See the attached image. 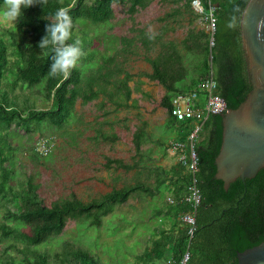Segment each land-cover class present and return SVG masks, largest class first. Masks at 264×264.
Wrapping results in <instances>:
<instances>
[{
    "label": "trees",
    "instance_id": "1",
    "mask_svg": "<svg viewBox=\"0 0 264 264\" xmlns=\"http://www.w3.org/2000/svg\"><path fill=\"white\" fill-rule=\"evenodd\" d=\"M86 1L46 0V4H34L30 8H24L23 15L11 26L6 27L0 23V264H103L89 252L75 247L74 243H63L62 253L55 255H50L41 248L61 236L69 220L83 216L91 225L99 228L102 218L126 203L134 193L151 192V188L138 185L124 191L106 193L100 200L94 199L88 203L72 194L69 198L57 200L47 206L38 193L39 185L31 178L25 181L16 179L14 166L6 165L14 156L10 137L17 133V129L26 134L40 132L42 135L48 128L63 130L73 118L76 121L73 111L79 98H82L83 104L104 98L114 105V112L130 108L132 89L127 84L132 76L119 65L114 66L113 72L105 73L106 69L109 70L108 65L113 57L102 62L98 75L90 77L92 82L89 85L85 83L88 88H92L91 95H87L82 90L84 84L81 81L80 67L82 61L86 60H82L81 56L78 65L66 79L60 75L52 76L49 71L53 52L50 48L41 49L40 41L47 34L46 25L53 19L52 14L60 7L72 5L69 9L72 38L80 39L76 30L80 28L84 17L90 18L95 24L108 23L113 16L114 5L129 3V12L134 15L149 7L154 0H94V5L89 8L85 7ZM159 1L175 6V13H179L181 8L196 12L192 5L194 0ZM249 1L213 0L217 6L218 24L211 52L217 48L219 55L210 62L212 67L208 63L206 76L210 73L214 75L218 83V95L225 101L228 109L238 108L252 89L240 29L242 14ZM2 6L4 0H0V8ZM234 16L237 23L229 26ZM202 36L209 41L208 32L204 31ZM142 43L149 49V43ZM119 52L122 51H114L115 57ZM121 75L123 79L115 87V91L117 88L118 90L115 94L109 93L108 83H111L113 77ZM100 78L105 84L99 83ZM158 80L166 89L161 102L168 113L165 126L177 129L174 139L185 141L191 125L173 118L171 109L176 97L197 89L198 81L183 92L170 88L159 77ZM43 82L51 96L50 108L41 110L34 105H28L26 96H23L22 106H19L12 98L17 89L25 91L40 86ZM199 95L201 99L198 104H204L203 92H199ZM105 104L103 101L101 107ZM108 114L109 111L105 115ZM222 131V118L220 115H213L204 123L196 144L199 157L196 177L202 203L196 212L197 231L193 239L190 264H237L238 252L264 242V169L245 183L238 179L225 191L223 182L214 178L215 160L222 144ZM64 134L65 131L60 135ZM50 139L47 140L51 142ZM35 152L33 157L37 159L44 156ZM175 167L173 177L177 179L172 182L177 188L174 190V197L181 194V197L175 198L180 200L190 175L182 164L178 163ZM178 179L181 183H177ZM178 208L186 212L189 210L188 205H178ZM185 228L172 246L174 263L178 262L186 247L188 238ZM249 232L254 236L247 235ZM154 246V256L150 254L146 264H155V260H159L161 253H164L165 248H162L159 241Z\"/></svg>",
    "mask_w": 264,
    "mask_h": 264
},
{
    "label": "rangeland",
    "instance_id": "2",
    "mask_svg": "<svg viewBox=\"0 0 264 264\" xmlns=\"http://www.w3.org/2000/svg\"><path fill=\"white\" fill-rule=\"evenodd\" d=\"M36 4H46V0ZM90 5H94V0L85 2L86 8ZM204 6L207 9L205 3ZM129 7V3L114 5L108 23L95 24L84 17L76 33L82 41V60H86L80 66L82 90L91 95L92 88L85 83L89 85L90 77L98 75L102 62L113 57L105 73L113 72L114 66L119 65L132 76L127 84L132 89L130 108L114 112L115 107L109 100L99 98L83 104L79 98L73 111L76 121L73 118L63 130L48 128L42 135L40 132L26 134L17 129L10 137L14 156L6 165L14 166L16 179L31 178L38 184V193L47 206L72 194L88 203L100 200L106 193L138 185L151 188L156 197L149 202L150 198L145 196L148 204L137 197L131 198L103 217L99 228L83 216L69 220L61 236L42 246L41 250L50 255L62 253L63 243L69 242L103 264H109L112 257L115 261L112 258L111 264H131L129 258L140 252L145 263L151 249L141 241L146 237L148 247H151L155 227H172V232L164 236L172 241L180 237L185 228L180 221L178 205L168 202V197L174 196L176 181L167 179L173 177L172 168L178 164L168 143L176 137L177 129L165 126L168 113L161 102L166 89L158 77L170 88L186 92L193 83L206 76V67L213 57L217 58L219 50L216 48L211 52V39L208 41L202 36L204 31L207 32V24L197 12L181 8L175 13V6L159 0L134 15L130 14ZM15 22L0 14L3 26ZM143 41L149 43V49ZM115 50L122 52L115 57ZM122 79L123 75L113 77L107 85L108 92L115 94L118 90L115 91V87ZM99 83L105 84L101 78ZM23 96L27 97L28 105L37 109L51 106V96L44 82L25 91L17 89L12 94L19 106H22ZM103 101L106 104L101 107ZM64 131L66 134L61 136ZM43 137L51 138L52 149L47 156L37 159L33 152L40 153L36 148ZM140 194L144 195L143 192ZM158 205L172 215L163 213L158 218ZM153 211L157 217L142 222ZM137 227L141 230L140 235ZM163 252V257L155 260V264H166L173 258L172 247Z\"/></svg>",
    "mask_w": 264,
    "mask_h": 264
},
{
    "label": "water",
    "instance_id": "3",
    "mask_svg": "<svg viewBox=\"0 0 264 264\" xmlns=\"http://www.w3.org/2000/svg\"><path fill=\"white\" fill-rule=\"evenodd\" d=\"M240 29L252 89L238 108L220 115L222 144L214 178L225 191L264 169V0L248 2ZM237 264H264V242L238 252Z\"/></svg>",
    "mask_w": 264,
    "mask_h": 264
},
{
    "label": "built area",
    "instance_id": "4",
    "mask_svg": "<svg viewBox=\"0 0 264 264\" xmlns=\"http://www.w3.org/2000/svg\"><path fill=\"white\" fill-rule=\"evenodd\" d=\"M204 3L207 5L205 9ZM194 10L201 16L207 24V31L213 44L214 34L218 24L217 6L213 0H194ZM199 92L205 96L204 106L198 104L200 101ZM228 111L225 101L218 95V83L212 73L198 81L197 89L188 91L176 97L173 101L171 116L178 121L188 122L191 125L190 132L187 133L185 141L173 139L168 143L171 153L176 155L178 163L182 164L189 172V181L183 197L180 200L168 198L170 204L188 205L189 210L182 212L180 221L186 226L187 243L182 251L178 262L169 260L168 264H190L192 259V245L194 235L197 231L196 212L202 203L201 192L198 188V163L199 157L196 144L202 133V128L206 120L213 115H221ZM41 147V150L39 148ZM39 154L48 155L51 151L50 142L42 139L36 148Z\"/></svg>",
    "mask_w": 264,
    "mask_h": 264
},
{
    "label": "clouds",
    "instance_id": "5",
    "mask_svg": "<svg viewBox=\"0 0 264 264\" xmlns=\"http://www.w3.org/2000/svg\"><path fill=\"white\" fill-rule=\"evenodd\" d=\"M41 0H4V7L0 8V14L17 21L23 15L24 8H30ZM72 5L58 8L53 14V19L46 25V35L40 41L41 49H51L53 52L49 74L60 75L68 78L75 68L81 56L84 54L82 41L73 39L71 33L72 18L69 9ZM237 23L234 16L229 26Z\"/></svg>",
    "mask_w": 264,
    "mask_h": 264
},
{
    "label": "crops",
    "instance_id": "6",
    "mask_svg": "<svg viewBox=\"0 0 264 264\" xmlns=\"http://www.w3.org/2000/svg\"><path fill=\"white\" fill-rule=\"evenodd\" d=\"M153 3V2H152ZM114 7V6H113ZM175 166H178V164L177 165H175ZM174 166V167H175ZM174 167L172 168V174H174V172H173V169H174ZM176 168V167H175ZM173 176V175H172ZM176 179L177 178H174V177H171L170 179H167V181H176ZM178 181H179V183H181V180L180 179H178L177 180V183H178ZM175 188H177L176 186H175ZM135 194V193H134ZM132 195V196H130V198H129V200L131 199V198H133V197H137V199H141L142 201H144L146 204H148L147 202H146V197L145 196H148L149 198H150V200H149V202H152L153 201V199L156 197V193H154L153 191H151V192H149V193H144V195H142V194H140V193H137V194H135V195ZM160 196V195H159ZM179 197H181V194H180V196ZM179 197H174V196H170V197H168V198H172V199H177V198H179ZM128 200V201H129ZM127 201V202H128ZM126 202V203H127ZM125 204V203H124ZM122 206V205H121ZM157 208L158 209H156V210H159L158 211V213H157V216H158V218L163 214V213H165L166 215H172V213L171 212H169V211H167V209H165V208H162V207H160V205H158L157 206ZM180 208H182V207H180ZM180 208H177L178 209V212H179V214L181 215V213H182V211H184V210H181ZM181 210V211H180ZM142 211H144V209H142ZM154 213H155V211H153L150 215H147V217H146V221L145 220H143L142 222H149L152 218H153V216H154V218L155 217H157V216H155L154 215ZM147 220H149V221H147ZM182 223V222H181ZM171 229H172V227H170V229H168V227H155L154 228V232H156V235H155V239L153 240V243L151 244V247H148V241L149 240H146L147 238L146 237H144L143 239L142 238H140V239H142L143 241H141L142 242V244H144V246L145 247H147V248H150L151 249V254L154 256V250H155V243H156V241H159V244L160 245H162V248L164 247L165 249H167V248H170V247H172L173 245H174V241L175 240H173L172 241V238L170 239V240H166L165 239V235H169L172 231H171ZM184 229V228H183ZM136 230H138V227L136 228ZM139 231V230H138ZM140 232H141V230L138 232V235H140ZM161 236V237H160ZM172 237H173V235H172ZM157 250V249H156ZM141 254V252L137 255V256H131L129 259H130V261L132 260H134L133 262L131 261V264H146V262L144 263L143 262V258L144 257H142V255H140ZM163 255L164 254H162L161 253V258L163 257ZM134 257V258H133ZM113 258V257H112ZM112 258H111V260H110V263L109 264H111V263H113L114 261H115V258H113L114 259V261H112ZM160 258V259H161ZM147 261V260H146ZM169 261V260H168ZM168 261H167V263L166 264H168ZM124 263V262H123ZM122 263V264H123ZM151 264H153V263H151Z\"/></svg>",
    "mask_w": 264,
    "mask_h": 264
},
{
    "label": "flooded vegetation",
    "instance_id": "7",
    "mask_svg": "<svg viewBox=\"0 0 264 264\" xmlns=\"http://www.w3.org/2000/svg\"><path fill=\"white\" fill-rule=\"evenodd\" d=\"M247 235L254 236V234H253V233H251V232H249V234H247ZM251 236H250V237H251ZM254 238H255V237H254ZM254 238H253V239H254Z\"/></svg>",
    "mask_w": 264,
    "mask_h": 264
},
{
    "label": "bare ground",
    "instance_id": "8",
    "mask_svg": "<svg viewBox=\"0 0 264 264\" xmlns=\"http://www.w3.org/2000/svg\"><path fill=\"white\" fill-rule=\"evenodd\" d=\"M208 32V31H207ZM213 45V44H212ZM201 106H204V104H201Z\"/></svg>",
    "mask_w": 264,
    "mask_h": 264
}]
</instances>
